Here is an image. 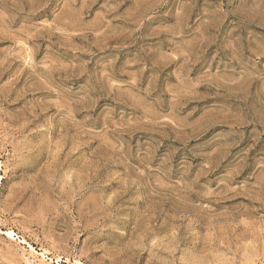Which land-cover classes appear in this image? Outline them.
<instances>
[{
    "label": "rangeland",
    "instance_id": "rangeland-1",
    "mask_svg": "<svg viewBox=\"0 0 264 264\" xmlns=\"http://www.w3.org/2000/svg\"><path fill=\"white\" fill-rule=\"evenodd\" d=\"M0 264H264V0H0Z\"/></svg>",
    "mask_w": 264,
    "mask_h": 264
},
{
    "label": "bare ground",
    "instance_id": "bare-ground-1",
    "mask_svg": "<svg viewBox=\"0 0 264 264\" xmlns=\"http://www.w3.org/2000/svg\"><path fill=\"white\" fill-rule=\"evenodd\" d=\"M7 236L13 239V237H15L16 235H15V233L13 231H10V232L7 233ZM23 243L26 244V245H28V243L26 241H23ZM30 248H31L32 252L35 253V249H33L32 246H30Z\"/></svg>",
    "mask_w": 264,
    "mask_h": 264
}]
</instances>
